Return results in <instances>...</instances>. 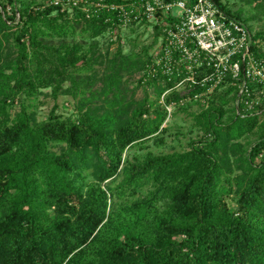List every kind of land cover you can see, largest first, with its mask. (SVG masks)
Segmentation results:
<instances>
[{"label":"trees","instance_id":"1","mask_svg":"<svg viewBox=\"0 0 264 264\" xmlns=\"http://www.w3.org/2000/svg\"><path fill=\"white\" fill-rule=\"evenodd\" d=\"M216 1L243 22L253 19H241L240 9L231 12ZM242 1L264 14V0ZM17 2H0V264H264V155L255 160L264 148V120L257 113L264 111V93L261 104L248 108L235 105L236 85L222 84L206 102L224 105L231 96L233 113L223 120L220 105L195 114L202 138L191 140L188 150L125 161L127 148L165 131V107H154L164 91L163 104H177L204 87L197 83L184 93L174 88L176 74L163 73L149 55L153 40L144 47L145 59L134 64L142 72L139 84L152 86L154 99L146 91L137 100L126 96L121 71L132 65L120 49L100 90L86 94L80 84L94 78L97 60L86 59L77 43L54 45L48 37H66L77 24L96 38L126 25L118 12L92 5L87 12L73 8L69 18L66 8L50 0L45 7L18 9ZM153 26L156 38L161 31ZM10 47L14 58L7 54ZM254 52L264 58L261 49ZM45 87L54 100L79 96L77 116L63 117L54 103L47 119L37 121L17 105L21 95ZM258 92L252 88L250 97ZM255 129L261 141L234 159L242 172L231 175L229 150L238 151V140ZM54 143L60 152L51 148ZM86 175L93 183L82 191ZM228 186L238 196L235 212L221 198ZM142 189L146 194L131 199Z\"/></svg>","mask_w":264,"mask_h":264},{"label":"rangeland","instance_id":"2","mask_svg":"<svg viewBox=\"0 0 264 264\" xmlns=\"http://www.w3.org/2000/svg\"><path fill=\"white\" fill-rule=\"evenodd\" d=\"M0 2L5 3V0H0ZM230 9L231 12H236L241 10V19L246 16H253V19L245 21L244 23L250 28L253 33L262 32L263 36L258 37V45L262 51H264V14L259 10L253 7V4H247L242 0H222ZM49 4V0H20V2L15 3V8H20L26 5L32 6H42L45 7ZM7 9L11 12L12 7L8 5ZM54 12H52L51 15ZM67 17H72V10H67ZM19 14L16 13V18L13 23H16L19 19ZM11 32H15V27H12ZM13 36V35H12ZM48 40L57 45L60 41H64L69 45L79 44L80 53L85 54V58L93 57L95 61L93 65L94 69V78H89V81H85L80 84L81 89L89 94L91 91H99L102 83L101 79L104 74L108 71L109 61L115 56L120 49V53L125 57L126 60L132 65L121 71L122 86L126 89V96L133 99H140L144 92L146 91L150 99L155 98L153 93L152 86L145 85V83L139 84V78L142 76V72L137 71L135 61L144 60V47L155 42L150 46L148 52L151 57H154L157 53L160 45L159 36L155 38L154 35V26L152 22H143V23H134L126 24L119 27V29L108 31L106 30L96 38H91L86 32L81 30V25L75 24L74 32L68 34V36L63 38H58L56 36L48 37ZM10 42H12V37H10ZM94 43V46H92ZM7 54L10 58L16 56V51L10 47L7 48ZM82 62H79V64ZM82 78L86 79L85 75L82 74ZM70 81L67 80L64 82V87H69ZM256 87V88H255ZM222 87L216 88L213 91L207 93L203 100L200 102L192 101L189 98H183L179 103L163 104L164 94L167 91H164L159 99L157 100L155 106L165 107L166 117L162 124V127L165 128V131L160 132L156 136H152L141 144H135L127 148L123 153V158L125 161L137 162L145 158L147 154L152 155H164L173 152H184L189 149V143L191 140H198L202 138V132L198 126L194 123L193 116L199 113L201 110L209 107H219L221 103H208L206 99L212 94H217ZM253 88H259L256 84ZM254 89V90H255ZM231 97V96H230ZM228 97V102L222 106V109L225 110V115L223 120L227 119L233 111L232 100ZM79 96L75 97L73 94H60L56 100L51 96L50 87L39 88V92L31 97L21 95L19 97L18 104H24L27 112L34 114V117L37 121L46 120L51 108L54 103L57 104L56 113L62 115L63 117L75 118L77 116V106ZM98 101L91 102L88 105L94 107L98 105ZM16 105V106H17ZM259 119L264 120V111L258 110ZM260 133L256 129L244 135L238 140L239 150L228 152V157L231 162V168L233 172L231 175L239 174L242 172L240 168H237L236 161L234 159L238 156H245L247 151H249L255 144L260 142ZM51 148L60 152V145L54 143ZM264 155V148L261 152L255 157L256 161H260ZM93 183V179L86 175L79 184L82 187V191H85L87 185ZM146 194L145 190H140L137 196H132L131 199L142 196ZM223 202L226 204L227 208L235 212L238 207L237 203V194L234 190V187L228 186L227 189L221 194ZM120 204L125 205L126 202L120 200ZM183 238V236L181 237Z\"/></svg>","mask_w":264,"mask_h":264},{"label":"built area","instance_id":"3","mask_svg":"<svg viewBox=\"0 0 264 264\" xmlns=\"http://www.w3.org/2000/svg\"><path fill=\"white\" fill-rule=\"evenodd\" d=\"M139 3H103L102 0H50L62 9L105 6L117 11L123 24L152 22L160 28L159 49L153 64L163 73L176 74L174 88L182 93L194 84L204 91L193 95L194 101L225 85H236L240 102L250 108L261 104L264 93V58L259 51L258 38L241 20L223 9L216 0H138ZM197 76H199L197 78ZM259 92L250 97L256 85ZM225 87V86H224ZM256 88V87H255ZM253 88V89H255Z\"/></svg>","mask_w":264,"mask_h":264}]
</instances>
